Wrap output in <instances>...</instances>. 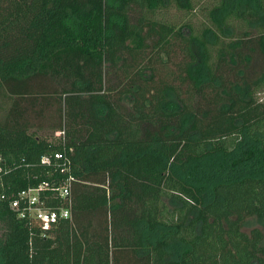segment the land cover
Instances as JSON below:
<instances>
[{
  "label": "trees",
  "instance_id": "obj_1",
  "mask_svg": "<svg viewBox=\"0 0 264 264\" xmlns=\"http://www.w3.org/2000/svg\"><path fill=\"white\" fill-rule=\"evenodd\" d=\"M263 90L264 0H0V264H264Z\"/></svg>",
  "mask_w": 264,
  "mask_h": 264
},
{
  "label": "built area",
  "instance_id": "obj_2",
  "mask_svg": "<svg viewBox=\"0 0 264 264\" xmlns=\"http://www.w3.org/2000/svg\"><path fill=\"white\" fill-rule=\"evenodd\" d=\"M61 133L63 135V131H61ZM51 158V155H44L41 161L42 163H49ZM53 158L62 159L64 158V154L61 151H56L53 153ZM70 179L71 177H69L61 185L53 188L58 191V194L61 197H64L69 193ZM47 189L48 185L45 182L39 184L37 187H28L23 189L18 193L16 198L11 199L10 206L17 212L19 218L33 219L37 221L43 229H47L59 219L69 217V209L64 206H60L56 209L45 206L41 193Z\"/></svg>",
  "mask_w": 264,
  "mask_h": 264
},
{
  "label": "rangeland",
  "instance_id": "obj_3",
  "mask_svg": "<svg viewBox=\"0 0 264 264\" xmlns=\"http://www.w3.org/2000/svg\"><path fill=\"white\" fill-rule=\"evenodd\" d=\"M205 1V0H203ZM168 14H171V15H176L178 16L179 18H185L187 19L188 17H191V20L193 22H196L198 23L199 21H202V18L200 17V14H199V10L196 9V12L198 13H194L193 15L192 14H185V16L183 15L184 12H180V11H176L175 9L171 8L170 10L167 11ZM180 18V19H181ZM258 98L260 101H263L264 102V90L263 91H260L258 94H257ZM43 136H46L48 139L52 140V141H57L58 139H60L62 137V133L60 130H50V129H45L43 130L42 132H40ZM253 227H259V228H262V220H260L259 218L257 217H251L249 218V220L246 221V223L244 224L243 226V230L245 231H249V229L253 228Z\"/></svg>",
  "mask_w": 264,
  "mask_h": 264
}]
</instances>
